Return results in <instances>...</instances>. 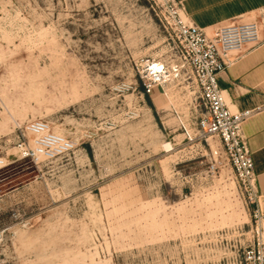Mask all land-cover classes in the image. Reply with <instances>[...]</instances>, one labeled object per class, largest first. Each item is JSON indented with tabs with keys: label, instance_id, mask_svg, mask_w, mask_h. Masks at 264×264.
<instances>
[{
	"label": "rangeland",
	"instance_id": "374dc122",
	"mask_svg": "<svg viewBox=\"0 0 264 264\" xmlns=\"http://www.w3.org/2000/svg\"><path fill=\"white\" fill-rule=\"evenodd\" d=\"M166 0H0V260L7 264H234L251 206L203 108L170 75ZM170 68V67H169ZM126 84V85H124ZM44 119L75 139L36 163L18 144Z\"/></svg>",
	"mask_w": 264,
	"mask_h": 264
},
{
	"label": "built area",
	"instance_id": "2783aa9c",
	"mask_svg": "<svg viewBox=\"0 0 264 264\" xmlns=\"http://www.w3.org/2000/svg\"><path fill=\"white\" fill-rule=\"evenodd\" d=\"M166 4L165 27L175 43L177 60L170 66L159 61L147 64L142 72L143 94L163 87L171 74L187 81L195 100L203 108L198 118L199 131L203 136L219 139L251 206L254 240L242 248L234 264H264V208L253 155L243 132L245 120L260 108L233 109L218 82L219 73L241 58L248 46L260 44L264 18L233 21L207 29L189 21L181 3L166 0ZM22 136L18 144L22 157L36 163L67 156L78 145L75 139L54 131L44 119L28 122ZM3 164L0 160V165ZM0 264L7 262L0 260Z\"/></svg>",
	"mask_w": 264,
	"mask_h": 264
},
{
	"label": "crops",
	"instance_id": "0c3cea01",
	"mask_svg": "<svg viewBox=\"0 0 264 264\" xmlns=\"http://www.w3.org/2000/svg\"><path fill=\"white\" fill-rule=\"evenodd\" d=\"M186 18L210 29L233 21L264 18V0H176ZM262 40L248 46L245 54L225 71L218 82L235 110L260 108L243 123V132L253 155L257 185L264 208V24Z\"/></svg>",
	"mask_w": 264,
	"mask_h": 264
},
{
	"label": "bare ground",
	"instance_id": "6f19581e",
	"mask_svg": "<svg viewBox=\"0 0 264 264\" xmlns=\"http://www.w3.org/2000/svg\"><path fill=\"white\" fill-rule=\"evenodd\" d=\"M0 160L4 162V164L3 165H0V167L6 165L5 160L3 159V157Z\"/></svg>",
	"mask_w": 264,
	"mask_h": 264
},
{
	"label": "trees",
	"instance_id": "16d2710c",
	"mask_svg": "<svg viewBox=\"0 0 264 264\" xmlns=\"http://www.w3.org/2000/svg\"><path fill=\"white\" fill-rule=\"evenodd\" d=\"M148 95V94H147Z\"/></svg>",
	"mask_w": 264,
	"mask_h": 264
}]
</instances>
